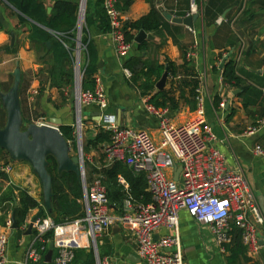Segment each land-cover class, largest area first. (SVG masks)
<instances>
[{"label":"crops","instance_id":"1","mask_svg":"<svg viewBox=\"0 0 264 264\" xmlns=\"http://www.w3.org/2000/svg\"><path fill=\"white\" fill-rule=\"evenodd\" d=\"M42 1L51 10L57 0ZM189 7L190 0H131L128 9L122 11L124 21L137 20L154 8L160 13L163 25L156 33L145 31L152 36L140 42L148 43L145 51L138 50L140 43L135 42L136 33L129 42L131 48L128 58L145 57L154 64H164L165 59H168L180 64L185 52L196 45V54L191 59L199 77V89L205 98V117L216 136L214 144L225 156L229 168L244 172L264 218V156L254 151L256 145L264 148V128L252 134L247 133L249 128L258 126L264 115V0H196V11L191 14L197 13L199 16L193 22V29L172 21L173 18L188 16ZM205 7L208 13L206 19L202 12ZM0 12L8 23V30L0 25V86L8 84L9 76L13 79L12 72L18 62L22 74L21 106L26 115L32 116L30 122L48 123L50 119L58 118L62 124L72 125V86L65 87L64 92L51 86L47 74L49 64L42 61L48 52L49 43L29 39L33 23L20 24L19 13L5 0H0ZM9 30L15 32V43L11 49H8ZM85 31L84 36L87 35L94 45L98 69L95 76L100 77L107 99V108L103 112L98 111L95 105L83 108L87 130L85 142L93 138L102 125L114 124L146 128L158 140L159 121L148 114L146 98L125 80L123 61L114 51L109 34L97 26L89 29L85 27ZM226 55H229L227 60L235 61L236 75L249 85L250 92L244 93L240 88L226 86L223 82L220 64ZM160 78L155 82V90H159L156 83ZM143 80H147L146 77L139 79ZM166 83L167 77L164 87ZM0 91L7 90L1 87ZM214 97H219V106L214 105ZM0 107L2 120L5 119V112L1 103ZM194 107L195 101L193 104L181 102L178 110L167 109L168 115L174 122L181 123L193 115ZM86 154L89 158L87 162L93 165L99 163V149H92ZM0 165L10 168L0 175V233L5 231L8 237L4 264H27V251L36 238L35 224L32 233H27V226L30 218L42 208L41 183L28 162L11 161L3 150H0ZM21 190L34 198L39 207L31 209L25 223L18 227L15 213L18 191ZM47 217V214H43L40 219ZM8 220L11 226L6 228ZM177 231L184 264H229L226 260L229 252H221L209 228L198 224L184 209L178 211ZM258 232V240L262 242L259 247L253 252L246 249L244 255H239L233 264H264V225L258 226ZM173 234V229L160 228L154 237L157 239ZM238 235L235 232L234 243L240 240ZM52 240H45L40 260L44 264H54L57 250L55 242L51 262L45 261ZM99 249L103 264H144L137 255L135 240L126 223L113 224L100 240ZM89 252L86 250L73 264H85Z\"/></svg>","mask_w":264,"mask_h":264},{"label":"built area","instance_id":"2","mask_svg":"<svg viewBox=\"0 0 264 264\" xmlns=\"http://www.w3.org/2000/svg\"><path fill=\"white\" fill-rule=\"evenodd\" d=\"M117 1L103 0V9L111 27L107 33L113 49L124 64L131 46L122 30L123 12L117 8ZM85 10L86 3L79 0L71 52L72 92L75 99L72 127L82 172L80 202L84 213L81 218L61 224H54L49 217L38 220L35 224L36 238L27 251L26 260L39 262L42 259L44 234L52 230V239L57 247L54 264H71L74 250L79 248L93 251L96 264H103L98 254L100 240L113 224L126 223L135 240L137 255L144 264H184L177 231L180 209L186 210L198 224L209 228L221 252H226L225 247L233 242L235 232H238L248 251H255L259 247L258 226L264 225L256 194L244 172L229 168L225 156L215 146L216 136L207 123L205 98L200 89L194 98L193 115L181 123L174 122L167 109L159 110L146 105L148 114L159 121L158 140L146 128L120 127L116 124L101 126L110 131V142L99 148L101 163L107 166L119 161L136 172H143L147 190L151 194L150 202H135L129 194L127 183L119 177L127 197L123 201L122 213L115 214L101 176L87 178L86 162L89 158L84 151L82 110L95 105L98 111L103 112L107 108V99L99 76L95 77L92 91H83L81 87L87 65V61L85 65L81 64V56L87 54V43L82 41L86 27ZM195 11L196 0H190L189 15ZM195 54L196 45L187 52V58L191 59ZM123 74L125 80L130 82V71L124 68ZM260 128H264V115L258 126L249 128L247 133H255ZM254 151L264 156V148L260 145H256ZM99 166L100 162L96 168ZM176 166H180L181 171L178 179L174 180L171 175ZM9 170L8 165H0V173ZM10 226L11 221L8 220L6 228ZM160 228L173 229L174 234L155 239L154 235ZM7 240V233L1 232L0 264L6 262Z\"/></svg>","mask_w":264,"mask_h":264},{"label":"trees","instance_id":"3","mask_svg":"<svg viewBox=\"0 0 264 264\" xmlns=\"http://www.w3.org/2000/svg\"><path fill=\"white\" fill-rule=\"evenodd\" d=\"M19 13V23L32 22L29 39L43 43H49L48 52L43 58L45 64H49L47 71L48 81L51 86L64 92L65 87L73 84V69L71 64V52L74 47V31L77 24L78 3L65 0H57L52 4L51 10L47 11V5L42 0H5ZM131 0H118L117 8L121 11L128 9ZM190 7L188 9V13ZM205 16L208 15L206 7L202 8ZM186 15V13H184ZM163 25L160 13L151 8L149 12L137 20L124 21L122 30L128 42H131L136 33L141 29L146 32H158ZM85 26L89 29L97 26L102 32H109L111 27L103 9V0H87L85 10ZM86 31H83L82 41L87 43L86 61L87 65L82 77L81 87L83 91H92L95 87V75L98 71L94 45L88 40ZM63 42L65 44H63ZM216 45V44H215ZM148 43L142 42L138 46L139 51H145ZM13 50V49H12ZM11 50V51H12ZM47 60V61H46ZM123 67L132 74L129 84L135 86L141 96L146 98V102L159 110L169 109L176 111L180 108L181 102H191L193 104L200 81L192 59L184 54L183 62L176 64L165 59L164 64H154L145 57L131 56L124 61ZM167 72V83L162 90H155V82L161 77L162 73ZM235 61L227 60L222 68V80L226 86L240 88L244 93L251 91L249 85L245 84L235 72ZM147 80L139 81L141 77ZM149 77H152L150 80ZM214 105H220L219 97H214ZM24 121L30 122L32 116L26 115L22 110ZM36 117L35 115L33 116ZM5 123V119L0 120V127ZM98 132L93 138L88 139L84 145V151L92 149L98 150L102 144L110 142V131L98 128ZM63 136L69 141L71 149H76L75 138L72 125L60 127ZM50 166L48 171L53 178V198L52 206L57 212L54 224H61L81 218L83 216V206L80 202L82 189L74 173L64 172L58 175L56 172L55 161L48 157ZM100 162L99 168L96 165L86 162L87 178L93 175H100L107 191V197L114 212L122 213L123 201L127 197V192L119 182V177L123 178L128 185L129 194L135 202L148 203L151 201V194L147 190L146 176L143 172H136L125 164L114 161L112 164L103 166ZM2 172L0 173V175ZM18 203L16 205L15 218L18 227H21L26 219L28 212L39 203L29 196L25 191H18ZM236 231V230H235ZM53 231L49 230L44 234V239H51ZM239 236V235H238ZM38 245V243H37ZM229 256L226 260L229 264L235 263L239 255H244L246 246L241 239L225 247ZM88 249L74 250V258L71 264L76 263ZM99 250V246H98ZM99 254V252H98ZM102 258V256H99ZM27 264H44L40 262L28 261ZM85 264H95L92 251L89 252Z\"/></svg>","mask_w":264,"mask_h":264},{"label":"water","instance_id":"4","mask_svg":"<svg viewBox=\"0 0 264 264\" xmlns=\"http://www.w3.org/2000/svg\"><path fill=\"white\" fill-rule=\"evenodd\" d=\"M50 11V8L47 9ZM198 14H191L184 18H173L175 23L184 24L193 29V22L198 18ZM0 25L8 30V23L0 12ZM10 43L8 49L14 47L15 32L8 31ZM144 38H152L141 29L135 36V42L140 43ZM229 55H226L220 64L223 68L225 61ZM12 84L7 91H0V103L5 112V123L0 127V150L8 155L11 161L28 162L33 172L38 176L42 188V208L39 212L30 218L27 226V233H32L33 225L40 219L43 214H47L53 222L57 217V212L53 209V178L48 171L50 163L48 157H51L56 164V172L61 175L64 172L74 173L79 184H81V165L80 159L75 154H71L69 141L63 136L60 127L63 126L61 120L52 118L48 123L27 122L24 124L22 114V106L20 100L21 87V70L19 63L16 62L12 72ZM167 77L166 70L162 74L160 80L156 83V87L162 90ZM117 125V124H116ZM181 171L180 166H176L173 179L177 180ZM17 225L14 223V228ZM262 242L259 241V244ZM54 250V241L49 243L45 261L51 262Z\"/></svg>","mask_w":264,"mask_h":264},{"label":"rangeland","instance_id":"5","mask_svg":"<svg viewBox=\"0 0 264 264\" xmlns=\"http://www.w3.org/2000/svg\"><path fill=\"white\" fill-rule=\"evenodd\" d=\"M84 28V27H83ZM84 32H85V30H84ZM85 62H86V55L85 54H83L82 56H81V64H82V66L83 65H85ZM12 78H11V76H9L8 77V84L7 83H5L4 85H2V86H0V88L2 87V88H5L6 90H8L9 89V87L11 86V84H12ZM72 98H73V103H74V105H73V107H74V110H73V122H74V119H75V99H74V97L72 96ZM1 108V107H0ZM84 113H85V111H84V109L82 110V114L84 115ZM73 122H72V124H73ZM25 123H27L26 121H24V124ZM83 123H84V131H83V140H84V145H85V138H87L86 137V127H85V125H86V123H85V121H83ZM71 151V154H73V155H75L76 153H77V151H76V149L75 150H73V149H71L70 150ZM98 252H99V256H101V254H100V249L98 250ZM92 255H93V257H94V260H95V256H94V254H93V251H92Z\"/></svg>","mask_w":264,"mask_h":264},{"label":"bare ground","instance_id":"6","mask_svg":"<svg viewBox=\"0 0 264 264\" xmlns=\"http://www.w3.org/2000/svg\"><path fill=\"white\" fill-rule=\"evenodd\" d=\"M83 3L85 4L86 3V0H83Z\"/></svg>","mask_w":264,"mask_h":264}]
</instances>
